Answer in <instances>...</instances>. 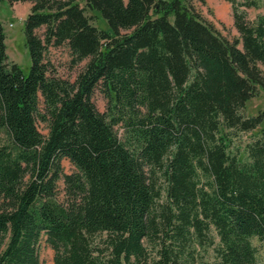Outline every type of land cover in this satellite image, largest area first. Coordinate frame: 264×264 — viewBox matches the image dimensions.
I'll return each instance as SVG.
<instances>
[{"label":"trees","instance_id":"16d2710c","mask_svg":"<svg viewBox=\"0 0 264 264\" xmlns=\"http://www.w3.org/2000/svg\"><path fill=\"white\" fill-rule=\"evenodd\" d=\"M1 1L31 3V64L24 74L7 61L0 23V264H42L41 238L53 264H186L193 244H213L211 230L212 264H258L264 130L247 143L248 162L226 140L264 118L243 112L264 91V16L250 21L226 0L239 33L229 41L188 0ZM63 44L74 64L87 60L73 81L48 74L45 51Z\"/></svg>","mask_w":264,"mask_h":264},{"label":"rangeland","instance_id":"374dc122","mask_svg":"<svg viewBox=\"0 0 264 264\" xmlns=\"http://www.w3.org/2000/svg\"><path fill=\"white\" fill-rule=\"evenodd\" d=\"M194 7L195 11L199 14L201 19L206 23L211 24L214 29L222 37L229 41L239 38V33L234 26L233 10L230 2L226 0H188ZM244 0H237L236 6L239 11L246 14V19L256 21L259 16H264V0H255V6L242 5ZM80 5H84L80 1ZM31 3L13 2L7 4L6 1L0 2V23L3 26L5 34V52H7V61L15 62L21 68L24 74H27L30 68V56L28 49L25 45L24 35V19L28 14ZM85 14L90 18L91 23L98 29H107L105 21L99 13L85 9ZM44 26L38 28L36 33L42 37ZM72 56L67 45L49 46L45 51V60L49 64L50 75L73 81L79 71L83 68L87 60H83L74 64ZM264 73V66L260 65ZM92 102L96 109L105 113L107 107V98L104 93L96 88L92 95ZM39 103L42 106V98L39 96ZM244 115L251 116L260 112L264 113V91L259 90L257 95L247 101L244 108ZM38 130L45 135L47 133L46 124L42 121L37 122ZM114 130L120 139H123V129L120 125L114 126ZM264 130V118L262 123L254 130L249 132L232 133L226 140L227 150L230 154L236 156L243 162H248L249 157L246 150V145L252 139L258 137L261 131ZM4 140V134L0 131V143ZM61 167L64 173H72L75 171L74 166L65 158L61 160ZM57 197L64 198L63 182L57 183ZM164 197V196H163ZM210 236L213 237V244H193L190 248V253L187 255L186 264H212L216 261L213 251L214 246L217 244L218 238L215 231L211 230ZM252 244L256 248V257L258 264H264V241L257 238L251 239ZM144 244L150 253V257L155 256V247L152 241L144 240ZM38 255L42 264H53V249L44 241V238L38 243Z\"/></svg>","mask_w":264,"mask_h":264}]
</instances>
